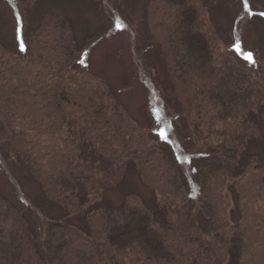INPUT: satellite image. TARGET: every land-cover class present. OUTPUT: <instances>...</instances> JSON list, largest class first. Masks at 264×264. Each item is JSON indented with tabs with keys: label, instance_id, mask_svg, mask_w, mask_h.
<instances>
[{
	"label": "trees",
	"instance_id": "16d2710c",
	"mask_svg": "<svg viewBox=\"0 0 264 264\" xmlns=\"http://www.w3.org/2000/svg\"><path fill=\"white\" fill-rule=\"evenodd\" d=\"M96 1L0 0L22 26L16 53L0 38V157L38 215L0 192V264H264V44L255 62L223 49L204 20L221 0L146 2L165 70L190 89L174 120L201 152L187 166L89 74L95 35L77 36L70 12Z\"/></svg>",
	"mask_w": 264,
	"mask_h": 264
},
{
	"label": "rangeland",
	"instance_id": "374dc122",
	"mask_svg": "<svg viewBox=\"0 0 264 264\" xmlns=\"http://www.w3.org/2000/svg\"><path fill=\"white\" fill-rule=\"evenodd\" d=\"M147 1L120 0L121 3H116L115 11L105 4L104 0H97V5L92 9L79 3L72 7L70 17L75 25L78 23V27H75L77 36L95 35V41L85 62L89 74L107 81L132 118L144 127L149 128L148 125H151V128H156L155 132L170 147L174 155L185 165L190 166L192 158L201 152L189 146L188 134L185 131L182 133L180 124L174 122L176 118L180 120L181 116L178 109L179 99L184 100L190 89L187 90L181 81H172L165 70L167 65L161 58L160 46L162 31L159 26V28L154 26L156 22L153 18L147 17L145 8L148 6ZM116 11L120 12V18L117 17ZM206 15L205 25L210 28L223 49L236 50L244 57L251 53L250 61L255 62L256 53H259L264 44L262 33L264 24L260 22L264 19V0H246V3L245 0H221L217 10ZM21 31L17 10L6 3L1 4L0 38L8 48H11L12 53H16L22 47ZM157 37L160 40L158 42ZM135 40L140 41L143 51L150 52V59L141 58L140 54L143 52L137 49ZM142 61L147 62L150 68L153 67L152 71L149 68L150 74L157 77L158 87H153L145 81V74L140 65ZM165 100L173 105L168 112L162 108ZM23 178L25 177L15 165L0 157V192L11 200L15 198L18 204L38 217L33 206L36 196L34 193L31 194L28 186L21 185ZM132 183L134 190L139 191L150 203L149 199L153 197L151 188L140 185L137 179H133ZM190 193L193 203L198 205L195 190L192 189ZM110 194L115 200L123 196L118 193Z\"/></svg>",
	"mask_w": 264,
	"mask_h": 264
},
{
	"label": "snow or ice",
	"instance_id": "6c2138e0",
	"mask_svg": "<svg viewBox=\"0 0 264 264\" xmlns=\"http://www.w3.org/2000/svg\"><path fill=\"white\" fill-rule=\"evenodd\" d=\"M245 3H246V0H245ZM246 58L249 59V60H252V54L249 53L248 56H247ZM253 62H254V61H253Z\"/></svg>",
	"mask_w": 264,
	"mask_h": 264
}]
</instances>
